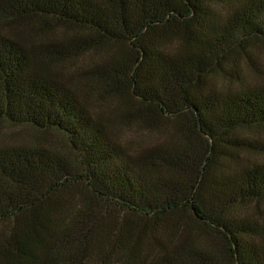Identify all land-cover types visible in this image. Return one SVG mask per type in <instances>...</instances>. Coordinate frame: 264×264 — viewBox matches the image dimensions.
Segmentation results:
<instances>
[{
	"label": "trees",
	"instance_id": "trees-1",
	"mask_svg": "<svg viewBox=\"0 0 264 264\" xmlns=\"http://www.w3.org/2000/svg\"><path fill=\"white\" fill-rule=\"evenodd\" d=\"M32 19L77 35L53 50L22 46L0 64V126L12 136L25 182L38 186L35 203L80 187L117 215L152 226L172 228L174 216L188 215L236 264H264V225L235 216L264 201V171L254 165L240 180L215 160L239 162L249 144L239 132L264 126L261 93L217 86V78L239 75L232 55L264 39V0H0V23ZM170 36L202 43L213 65L168 55ZM95 47L108 50L99 64L71 62ZM158 121L187 123L198 135L204 147L198 166L182 136H161L143 148L123 138L126 130L138 133L139 123L147 126L139 132H154ZM16 158L5 155L1 173L21 190L22 178L6 168ZM22 197L12 201L16 211L25 209L29 196ZM255 247L259 258L247 259Z\"/></svg>",
	"mask_w": 264,
	"mask_h": 264
},
{
	"label": "rangeland",
	"instance_id": "rangeland-1",
	"mask_svg": "<svg viewBox=\"0 0 264 264\" xmlns=\"http://www.w3.org/2000/svg\"><path fill=\"white\" fill-rule=\"evenodd\" d=\"M76 36L73 29L51 20L1 22L0 64L10 62L11 52L21 54L23 47L29 44L53 50L56 45ZM166 44V53L180 63L213 65L202 43L189 45L170 36ZM107 53L108 50L95 47L71 62L82 66L99 64L108 57ZM232 63L239 75L235 79L217 78L218 88L228 91L253 89L264 96V39H255L238 49L232 55ZM141 126L147 128L139 123L138 133L126 130L123 138L132 137L128 141L143 148L159 144L161 136L166 141L182 136V141L185 139L194 147V162L197 166L200 164L204 147L202 149L201 139L187 123L158 121L155 125L158 129L154 132L144 128L139 132ZM0 128V264H236L219 239L210 230H201L188 215L174 216L177 224L172 228L152 226L140 218L117 215L80 187L35 203L33 198L38 194V186L32 180L25 182L27 170L22 167V161L14 157V153H18L10 148L12 136L7 135L6 126ZM239 134L243 142L249 141L239 152V162L218 156L215 160L229 164L243 180L249 167L257 165L264 171V126ZM5 155L17 159L6 168L9 174L15 172L22 178L21 190L12 188L10 178L1 173ZM22 195L29 196L24 201L25 209L17 208L16 211L14 203L24 200ZM241 214L248 217L246 220L263 226L264 201L238 208L235 216L241 217ZM257 250V247L250 250L246 258L258 259Z\"/></svg>",
	"mask_w": 264,
	"mask_h": 264
}]
</instances>
